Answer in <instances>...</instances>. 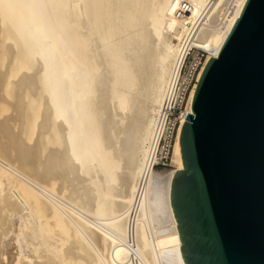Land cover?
Here are the masks:
<instances>
[{"label": "bare ground", "instance_id": "bare-ground-1", "mask_svg": "<svg viewBox=\"0 0 264 264\" xmlns=\"http://www.w3.org/2000/svg\"><path fill=\"white\" fill-rule=\"evenodd\" d=\"M187 1L188 24L178 16L186 0H0V32L9 35L0 40L14 42L0 41L8 59L0 82L3 89L10 82L16 101L15 116L0 120L7 140L0 143V264H132L128 211L189 26L208 11L193 41L209 53L199 80L247 2ZM230 3V18L222 19ZM198 80L174 170L154 171L140 206L141 264H184L171 184L183 170L179 139ZM30 125L37 128L31 145L23 139ZM9 233L15 237L5 243Z\"/></svg>", "mask_w": 264, "mask_h": 264}, {"label": "water", "instance_id": "water-1", "mask_svg": "<svg viewBox=\"0 0 264 264\" xmlns=\"http://www.w3.org/2000/svg\"><path fill=\"white\" fill-rule=\"evenodd\" d=\"M171 207L184 264H264V0H247L197 83Z\"/></svg>", "mask_w": 264, "mask_h": 264}, {"label": "built area", "instance_id": "built-area-1", "mask_svg": "<svg viewBox=\"0 0 264 264\" xmlns=\"http://www.w3.org/2000/svg\"><path fill=\"white\" fill-rule=\"evenodd\" d=\"M192 8L191 2L186 0L183 3L184 10L178 12L179 17H186L187 24L191 19ZM207 12L203 14L196 24L192 23L189 26L188 39H186V45L183 48L185 57L180 72L155 116L152 135L146 145L143 170L137 182L133 203L128 211L126 246L132 264H141L135 230L142 200L147 192L154 171L168 167L172 161L175 144L181 123L186 115L191 92L207 59L204 57V50L193 45L199 28L204 25L208 18ZM188 42L190 43L188 44Z\"/></svg>", "mask_w": 264, "mask_h": 264}, {"label": "rangeland", "instance_id": "rangeland-1", "mask_svg": "<svg viewBox=\"0 0 264 264\" xmlns=\"http://www.w3.org/2000/svg\"><path fill=\"white\" fill-rule=\"evenodd\" d=\"M211 7H212V5H211ZM231 7H232V5H231V3H230V5H229L228 7L226 6V7L223 9V11L220 13L222 19H223V16H224V19H229V18H230V17H229V14H230V11H231ZM211 9H212V8H211ZM224 12H225V13H224ZM222 21H223V20H222ZM1 30L3 31V29H0V31H1ZM2 33H3V32H0V35H1ZM4 34H5V36L8 35L7 33H4ZM4 34H2L0 37L2 38ZM8 36H9V35H8ZM1 38H0V39H1ZM6 38H7V39H5L4 42L1 41V40H4V39H1V40H0V41L2 42V44L4 43L3 45H2V44H0V45H2V46H6V44H7V46H8V45L10 44L9 46H11L14 42H13V41H12L13 43L11 42V38H10V39H9L8 37H6ZM8 39H9V40H8ZM7 40H8L9 42H11V43H9ZM6 41H7L8 43H7ZM5 43H6V44H5ZM2 46H0V47H2ZM0 55H4V54H3V51H2V54H0ZM4 56H5V55H4ZM4 56H3V57L0 56V58H2V60H3V61H2V60L0 59V64L2 65V62H4L3 65H2V67L0 66V73H2V71L5 72L6 69L8 68V67L6 66V65L8 64V59H7L6 56H5V59H4ZM208 56H209V53H208L207 51L204 50V57L207 58ZM6 59H7V60H6ZM6 63H7V64H6ZM1 68H3V70H2ZM10 80L13 81V87H14V80H15V79H12V78H11ZM1 82H2V81H1ZM1 82H0V84H1V85H0V86H1L0 89H1V91L3 92L2 94H3V95H6V96H4V97H5V101H4V103H3V100H1L2 103L0 104V111H1V112H0V115H1V116L3 115V116H2V117L0 116V120H1V118H2V119H3L4 117L6 118V116H7V117H10V116L13 115L12 117H14L15 114H16V112L14 111V108L12 107V105H14V104L16 103V101H14L15 98L13 99V97H12V93L9 92V91L11 90V88H12V85H11L10 82L8 81V83L6 82V85L4 86V89H3V88H2V87H3V84H2ZM11 83H12V82H11ZM8 84H9V85H8ZM10 86H11V87H10ZM5 87H6V88H5ZM8 89H10V90H8ZM4 90H5V92H4ZM12 90H13V89H12ZM12 90H11V92H12ZM6 91H8L9 93L6 92ZM0 93H1V92H0ZM5 93H6V94H5ZM2 94H1V95H2ZM10 94H11V95H10ZM13 94H15V93L13 92ZM7 95H8V96H7ZM9 95H10L11 97H10ZM13 96H14V95H13ZM11 98H12L13 100H12ZM6 100H7V101H6ZM5 102H6V103H5ZM13 102H14V103H13ZM35 102H36V101H35ZM8 103H9V104H8ZM11 104H12V105H11ZM34 104H36V103H34ZM5 105H7V106H5ZM1 106H2V107H1ZM3 106L6 107L5 109H6L7 111H6L5 109H3V108H4ZM35 106H36V105H35ZM1 108H2V109H1ZM42 108H43V107L41 106V109H42ZM9 109H10V110H9ZM12 110H13V111H12ZM4 112H5V113H4ZM9 112H10V113H9ZM1 113H2V114H1ZM8 113H9V114H8ZM13 113H15V114H13ZM8 115H9V116H8ZM27 121H29V120H27ZM32 121H33V120H32ZM30 123H32L31 120H30ZM16 127H17V128H16ZM30 127H31V125L29 126V128H28V126H27L28 129H25L26 131H24L25 134H23V139L25 138L24 141L26 140V141H25V143L27 142L26 144H30V145H31V143H33V140H34L35 137H36V131H37L36 129H37V128H34L33 125H32L31 128H30ZM13 128H15V130L13 129V132L15 131V133H17V131H19V130H18V125L13 126ZM29 130H30V132H29ZM31 130H33V131H31ZM34 132H35V133H34ZM30 134H31V135H30ZM0 135H1V136H0V138H1L0 143L3 142L2 144L5 145V143L7 142V140H5V138L2 136V134H0ZM2 137L4 138L3 141H2V139H3ZM30 137H31V138H30ZM29 138H30V140H28ZM31 139H33V140L31 141ZM5 141H6V142H5ZM7 152H8V151H7ZM9 152H10V150H9ZM9 155L11 156V158L13 157V153H12V151H11V153H9ZM172 170H174V166L172 165V161H171V163H170V165H169L168 167H165V168H159V169H157L156 171H157V172H169V171H172ZM9 234H10V233H9ZM9 234H8V236H6L7 238L4 239V242L6 241L5 243L9 242L11 239H13V238L15 237V235H11L12 233H11L10 235H9ZM10 238H11V239H10ZM8 239H9V240H8ZM64 248H65V245H64ZM65 260H66V259H65ZM63 263H64V261H63ZM65 263H66V261H65ZM65 263H64V264H65ZM77 264H82V262L77 263ZM83 264H85V263L83 262Z\"/></svg>", "mask_w": 264, "mask_h": 264}]
</instances>
